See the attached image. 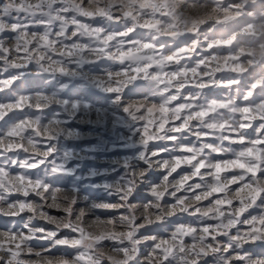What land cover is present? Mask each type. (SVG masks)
Returning a JSON list of instances; mask_svg holds the SVG:
<instances>
[{"label":"snow or ice","instance_id":"1","mask_svg":"<svg viewBox=\"0 0 264 264\" xmlns=\"http://www.w3.org/2000/svg\"><path fill=\"white\" fill-rule=\"evenodd\" d=\"M213 4L215 6L211 7L210 12L185 15V12L189 10L198 13L199 10L205 9L208 5L202 3L201 0H159V2H152V0H104L103 3L100 0H87L86 5L84 0H38L37 3L26 2V0H0V59L4 62V71H8L9 68L24 69L29 62H35L45 72L72 75L73 73L68 69V64L85 62V58H87V62H91L94 60L92 57H94L95 59L107 58L121 65L127 60L129 62L128 67L124 71L144 74L140 78L151 85L152 96L160 97L161 102L158 105L155 103L149 105L148 99H145L135 106L129 105L124 111L134 121H146L138 129L141 135V143L145 148L140 153L139 159L148 166L149 170L152 169L153 164L167 170L163 182L151 188L150 194L155 198V203L145 206V223L161 222L165 217L181 213L192 217L199 216L200 219L197 224L201 225L197 227L191 223H180L175 226L170 239L148 235L137 239L138 228L144 225L134 226L136 220L134 215H122L119 218V223L127 227V231L110 229L99 233H88L69 219H57L41 211L39 216L47 223L55 225L56 230L33 227L32 217L24 221L19 229H16L15 224H13L12 228L0 232V237H3L5 242L14 244V248H9L0 242V264H26L19 258L22 252L34 253L37 257L35 264H81L82 261L84 264H104L105 261L107 264H201L210 255L213 257L212 264H233V261H239L240 264H264V258L253 259L248 253L238 251L246 243L259 241L264 244V148L257 147L264 145V123L259 124L255 129L257 134L255 139H247L243 131L252 127L251 121L254 119L258 118L264 121V99H261L259 103L251 99L254 90L258 87L264 96V76L251 83L248 90L243 94V100L249 102L246 106L238 105L236 98L231 95L225 100L212 99L201 102L205 88L228 87L231 91L232 85L241 82L239 75L217 80L214 78L215 72L227 70L240 74L246 71L240 62L242 56L250 58L248 60L249 65L258 61L264 62V43H261L264 41V0H238V2L229 3L227 6L223 5L222 0H213ZM116 12H119L120 15H115ZM21 13L24 14L23 17H21ZM69 13L72 15L69 16ZM157 13L168 19L166 21L157 19ZM221 14L222 19L220 18ZM77 16L101 17L116 23L122 20H130L132 23L127 25L123 31L109 32L102 27H93L90 24L82 23L77 19ZM145 17L147 19H144ZM237 18H244L246 21L239 27V31H234L228 38H204L207 47H203L200 39L203 34L198 31L200 25L204 24L206 20H215L216 24H220L221 22L235 21ZM141 20L144 22L141 23ZM9 21L11 22L9 23ZM54 25H58V28L53 36L52 28ZM34 26H42L44 30L39 33L29 32V28ZM69 27L73 29L70 34L68 33ZM137 27L154 29L156 35L151 36L149 41L131 38L130 34ZM6 32L14 34L11 37L14 41L11 47L6 46L5 38H2ZM187 34H191L188 36L190 42L186 40L183 46L178 47L170 54H165L162 51L166 47L164 43H160L159 48L157 47L159 36H169L175 40L187 36ZM238 35L249 38L247 47L230 51L228 55L224 56L209 51L231 45ZM76 37L87 38L89 43L85 44L79 40H73ZM70 40L73 42L65 43ZM112 41H116V43L111 45L110 42ZM126 43L130 47L124 51ZM30 44H34L31 49L28 47ZM112 47L115 48L114 52L110 50ZM145 49L151 50V53L141 54ZM197 49L202 54L195 59L193 65L180 64L181 60H191ZM21 50L27 54L23 60L17 62L16 57H13L12 60L8 59L13 52ZM85 51H87L88 56L83 55ZM50 53L55 54L58 58L53 59ZM212 61L217 62L215 68L200 70L201 66L208 69ZM172 63L178 67L172 71H165V68ZM153 66L157 69L154 74L147 71ZM21 75L22 73L18 72L11 78L0 81V90L11 86L13 81L18 80ZM114 76L121 77V72H107V82L99 79L97 86L105 92L115 93L114 99L119 102L124 82L118 81L117 86L113 87L111 82ZM204 77H208V79L204 80ZM135 79H137L136 76L131 77V80ZM174 81L175 83H173ZM187 86H192L200 91L182 92V89ZM173 88L175 89L174 92L171 91ZM236 92L239 95V88L236 89ZM29 99L28 96H19L13 102L0 103V118H3L7 112L13 109L23 108L29 104ZM178 99H182L183 102L170 108L169 105ZM46 104L44 98L38 97L35 107L43 108ZM141 109H144L149 116L154 111L161 114L171 112V118L182 120V122L177 126L169 127L163 135H157L156 133L164 129V122H161L156 132L150 133L148 125L152 124L153 120L146 119ZM137 113L141 114L137 115ZM237 113L240 114L239 120L236 118ZM194 120L197 121L195 126L191 124ZM243 121H249V123ZM36 125H38L37 119L24 120L0 133V137H2L0 138V149H2L0 156H4L6 160V163L0 164V216L2 217L14 218L25 210L35 214L37 209L43 207V205L26 200L8 202V194L17 192L28 197L29 188L33 190L42 189V191H36L35 195L41 200H45L44 192L50 190L48 186L29 178L25 174L10 175L12 167L35 169L38 165L43 164L51 154V148L48 146L46 151L39 154L43 158L32 159L31 163L28 162L31 158L20 160L18 157L6 156L7 153L16 149L23 148L25 152L29 150L20 141L12 142L11 138L14 137H19L21 141L27 139L28 144L35 150L32 139L22 135L26 128H33L37 135L46 136L47 141L54 138L53 129L43 127L42 131H38L34 127ZM168 133L181 135L169 136ZM184 133L186 135H183ZM193 136L195 137L193 143L189 145L180 143L181 140H187ZM150 140L175 142L171 149L162 148L151 151L152 157L157 156L159 151L179 152L184 155L152 161L148 155ZM225 141L229 145L246 144L247 146L236 151L230 146L225 147ZM229 153H232L233 158L216 160L212 158L214 154L222 156ZM182 164L189 166L191 171L169 184V176L176 172ZM202 169H207L208 172L203 173ZM234 169L241 171L232 176L221 175ZM52 171L57 172L59 169L53 168ZM144 175L145 171H134L123 188L116 185V191L123 193L121 195L122 201H127L135 187V178ZM206 175L211 177L210 183L205 179ZM5 177L7 180L4 179ZM194 178L197 179V182L189 184L188 181ZM186 185L187 187H185ZM232 185L237 187L233 189ZM169 187L175 189L171 193L175 203L167 206V211H165L164 207H161L160 200L165 196ZM182 189L185 192L193 193V195L177 197L176 193ZM57 193L61 192L51 190L53 203L49 205L50 207H60L56 203ZM214 194H223V196L214 199L207 208L198 206L199 202L209 199ZM63 199L68 202L64 211L68 216H71L74 201L64 195ZM234 201L238 202L235 206H233ZM258 201L260 203H257ZM4 204L7 205L6 208L3 207ZM223 206H227L226 211L222 210ZM135 207V205H128L129 212H132ZM253 207H258L260 213L241 219ZM150 208L159 209V214L155 216V220L151 218V213L148 212ZM83 215L84 213L81 211L77 220ZM204 220H213L216 223L203 224ZM98 223L115 227L113 219L98 221ZM238 224L249 226V230L242 232L237 228L234 235L230 234V230L236 228ZM60 228L78 232L79 238L59 237L58 230ZM24 229L27 230L26 233ZM221 235L226 237V241L217 238ZM185 236L192 238L191 244L183 243ZM105 240L111 242V247L107 252L102 244ZM33 241L39 242L43 251L34 252ZM147 241H152V244H147ZM142 244L144 248L148 249L146 261L138 259ZM60 246L77 249L72 260L63 256L43 255L45 252L51 253L54 248Z\"/></svg>","mask_w":264,"mask_h":264},{"label":"rangeland","instance_id":"2","mask_svg":"<svg viewBox=\"0 0 264 264\" xmlns=\"http://www.w3.org/2000/svg\"><path fill=\"white\" fill-rule=\"evenodd\" d=\"M26 2L37 3L38 0H26ZM101 3L104 0H100ZM152 2H159V0H152ZM202 3L208 5L205 9H201L197 12L189 10L185 12V15L204 14L211 11V7L215 6L213 0H201ZM238 0H222L224 6L229 3H236ZM85 5L87 0H84ZM59 7V5H56ZM120 15L119 12L114 13ZM21 17L24 14H20ZM69 16L72 13L68 14ZM222 19V14L221 17ZM77 19L86 24H90L93 27H102L109 32L123 31L127 25H131V21H121L119 23L109 22L101 17L87 18L83 16H77ZM144 19H147L145 17ZM157 19L166 21L167 17H161L157 13ZM11 21H9L10 23ZM144 21L141 20V23ZM244 18H237L235 21L221 22L216 24L215 20H206V22L199 26L198 31L203 35L200 36L202 45L204 48L207 44L204 43V38L208 39H221L228 38L234 31H239V27L245 23ZM162 27V25H161ZM182 27V25H181ZM58 25H54L52 28L53 36L57 31ZM44 29L40 27H30L29 32L39 33ZM72 27L68 28V33L72 31ZM14 34L6 32L2 38H5L6 46L11 47L14 41L11 37ZM156 35L154 29H146L137 27L133 33L130 34L131 38L141 39L149 41L151 36ZM179 37L175 40L169 36H159L157 40V47L160 43H164L166 47L162 50L165 54L174 52L178 47L183 46V43L188 40V36ZM126 40L128 38H125ZM248 37L238 35L233 43L228 46H221L220 48H214L211 51L213 54L219 53L221 56L228 55L230 51H237L241 47H247ZM73 40H79L81 43L88 44L87 38H73ZM73 40L66 41L65 43H72ZM190 42V40H188ZM116 41L110 42L114 45ZM262 43V41H261ZM95 46V45H93ZM30 49L34 47V44L28 46ZM130 45H124V51L129 49ZM59 48V45H57ZM111 51H115L112 47ZM151 50L145 49L141 54H150ZM202 53L197 49L195 56L191 60H181L180 64L188 63L193 65L195 59L199 58ZM207 54V53H204ZM27 54L21 51L13 52L9 55L8 59L12 60L13 57L17 58V62L23 60ZM35 55V53H33ZM53 59L58 57L55 54H51ZM83 55L88 56L87 51ZM91 62L70 63L68 69L72 75L61 74L59 72L51 73L43 71L40 66L35 62H29L24 69L9 68L8 71H4V62L0 59V81L11 78L14 74L21 72L22 75L18 80H14L12 85L6 89L0 90V103L13 102L19 98V96H28L29 104H26L21 109H13L7 112L3 118H0V133L7 131V129L15 124L24 120L37 119L38 125L34 126L36 130L42 131L44 128H50L54 130V138L51 141H47L46 136L37 135L33 128H26L22 135L25 138L32 139V143L35 145V150L28 144L27 139L20 140L19 137L11 138L12 142L20 141L25 147H28V151H23V148L16 149L13 152L6 154L8 157H18L20 160L31 158L42 159L39 154L46 151L47 147L51 148V154L47 157L43 164L38 165L35 169H20L18 166H14L10 170V175L15 176L17 174H25L33 180H38L42 184L48 186L50 189L44 192L45 200H41L40 197L35 195L36 191H42V189L29 188V196L24 197L21 193L13 192L8 194V202H14L19 200H26L34 202L36 204L43 205L42 208L37 209L36 213L25 210L17 217H2L0 216V232L6 231L8 228H12L15 224V228H21L24 221H27L29 217H32L33 227H43L50 230H56L55 225L47 223L43 218L39 216V212H45L50 217L57 219L66 218L71 220L73 224L84 228L88 233H99L100 231H127V227L119 223V218L127 215H134L136 220L134 226L144 225L138 228L136 238L139 239L142 236H157L164 239H170L172 231L175 230V226L180 223H191L194 226L200 227L197 221L199 216H188L187 214L177 213L174 216L165 217L161 222H153L146 224L144 217L146 215L145 206L151 203H155V198L151 196V188L158 186L163 182V177L167 175V170L157 167L153 164L152 169H148V166L139 159L140 153L145 150L141 143V135L138 129L146 121H134L130 115L124 111L129 105L135 106L139 102L148 99L149 105L161 102L160 97L152 96L151 85L145 80L141 79L143 73H133L131 71H124L128 67V61L126 60L123 65L116 61L109 60L107 58L95 59L92 57ZM250 58L242 56L240 62L242 67L246 71L237 74L227 70H222L214 73V78L217 80L227 79L228 77L237 76L240 77V83L231 86V91L228 87H208L203 90L201 102L210 101L212 99L225 100L229 95L236 98V102L240 106H246L249 102L243 100V94L248 90V87L255 80L264 76V62H257L255 64H248ZM223 67V62L221 61ZM217 62L212 61L209 64L208 69H204L201 66V71L211 70L216 67ZM178 65L172 63L169 67L165 68V71H172ZM121 72V77L112 78V86L116 87L118 81H123V91L120 93L121 99L116 102L114 97L115 93L105 92L102 88L97 86V81L103 79L107 82V72ZM149 73H155L156 67H150L147 70ZM132 76H136L137 79L131 80ZM207 80L208 77H204ZM130 81V82H128ZM175 83V81L173 82ZM163 87V85H161ZM239 88V95L236 89ZM172 92L175 91L173 88ZM200 91L192 86H187L182 89V92H196ZM170 94V93H168ZM167 95V94H166ZM44 98L47 102L43 108H36V99ZM252 100L259 103L264 96L261 94V89L258 87L254 90ZM183 102L182 99L173 101L170 108L176 107L179 103ZM31 105V106H29ZM223 111V110H220ZM141 112L145 115L146 119L153 120L152 124L148 125L149 132L154 133L159 127L161 122H164V129H161L157 135H163L165 130L169 127L179 125L182 120L171 118V112L164 114L154 111L151 116L141 109ZM141 113H137L140 115ZM183 115V114H182ZM236 118L240 119V114H236ZM207 119V118H206ZM249 123V121H243ZM264 121L254 119L251 121L252 127L244 129L247 139H255V129L259 124ZM191 124L195 126L197 121H192ZM227 134V133H225ZM171 135H181L168 133ZM183 135H186L184 133ZM2 138V137H0ZM195 137H189L187 140H181L180 143L189 145L193 143ZM7 143V141H6ZM175 142L171 140H150L148 143V155L152 161L171 159L177 155H184L179 152H163L159 151L155 157L151 156V151L159 150L162 148L171 149L174 147ZM197 146L198 143H197ZM225 147H231L236 151L240 148L247 146L240 144L229 145L227 141L224 142ZM258 148H264V145H258ZM2 151V149H0ZM213 160L216 159H231L232 153L222 156L213 155ZM6 163L5 157L0 156V164ZM57 168L59 171L53 172L52 169ZM134 171H145L143 177L137 176L135 178V187L129 195L127 201L121 200L123 193L116 191V185H120L121 188L125 186L130 175ZM191 169L187 165H181L176 172L172 173L168 178L169 184L173 181H177L182 175L190 172ZM203 173H207V169L201 170ZM241 170L234 169L221 175L232 176L239 174ZM261 175V173H258ZM7 180V177L4 178ZM205 179L210 183L211 177L205 176ZM197 182L194 178L188 181L189 184ZM187 187V185L185 186ZM233 189L237 186L232 185ZM51 190H59L61 193H57L56 203L60 205L57 207H50L53 203ZM175 191L174 188L169 187L165 196L161 198V207H164L167 211V206L174 204L175 199L171 196V193ZM63 195L74 201L72 205V214H68L64 211L68 202L63 199ZM184 195H193L191 192H185L183 189L176 193L177 197ZM223 194H214L207 200L199 202L198 206L207 208L211 205L212 201L218 197L222 198ZM238 202L234 201L233 206ZM257 203H260L259 201ZM128 205H135L136 207L129 212ZM6 204L3 207L6 208ZM108 206V207H105ZM227 206H223L222 210L226 211ZM83 211L84 215L77 220V216H80V212ZM148 212L151 213V218L155 220V216L159 214V209L150 208ZM260 209L253 207L244 214L241 219L250 217L251 215H258ZM113 219L115 227L112 225H106L104 223H98V221H107ZM216 221L204 220L203 224H215ZM237 228L242 232L249 230V226L244 224H238L236 228L230 230V234H235ZM26 233V229H24ZM58 236H69L72 238H79L78 232H72L69 229L60 228L58 230ZM221 241H226V237L218 236ZM0 242L5 244V247L14 248V244H9L0 237ZM147 244L151 245L152 241H147ZM183 243L191 244L192 238L190 236L183 237ZM104 250L107 252L111 247L110 241H103ZM127 244V241H125ZM249 244V243H248ZM243 245V248L238 250L241 253H248L253 259L264 258V244H254L253 246ZM32 246L35 251H43L41 244L37 241L32 242ZM141 252L138 256L140 261H146L148 249L141 246ZM77 253V249L69 248L67 246H60L54 248L51 253H43V255H52L55 257L63 256L68 260H72ZM231 254V253H229ZM26 264H35L37 257L33 254H27L22 252L19 257ZM213 257L210 255L205 258L201 264H212ZM81 264H84L82 261ZM104 264H107L105 261ZM233 264H240L239 261H233Z\"/></svg>","mask_w":264,"mask_h":264},{"label":"bare ground","instance_id":"3","mask_svg":"<svg viewBox=\"0 0 264 264\" xmlns=\"http://www.w3.org/2000/svg\"><path fill=\"white\" fill-rule=\"evenodd\" d=\"M248 243L244 244V245H247ZM254 244H261L259 241L255 242V243H249L248 245L249 246H253Z\"/></svg>","mask_w":264,"mask_h":264},{"label":"clouds","instance_id":"4","mask_svg":"<svg viewBox=\"0 0 264 264\" xmlns=\"http://www.w3.org/2000/svg\"><path fill=\"white\" fill-rule=\"evenodd\" d=\"M262 43H264V41H262Z\"/></svg>","mask_w":264,"mask_h":264},{"label":"crops","instance_id":"5","mask_svg":"<svg viewBox=\"0 0 264 264\" xmlns=\"http://www.w3.org/2000/svg\"><path fill=\"white\" fill-rule=\"evenodd\" d=\"M22 14V13H21Z\"/></svg>","mask_w":264,"mask_h":264}]
</instances>
